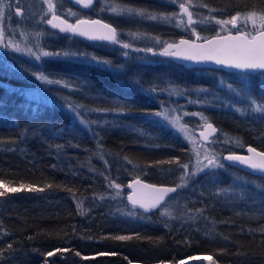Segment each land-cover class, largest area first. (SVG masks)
<instances>
[{
  "label": "trees",
  "instance_id": "16d2710c",
  "mask_svg": "<svg viewBox=\"0 0 264 264\" xmlns=\"http://www.w3.org/2000/svg\"><path fill=\"white\" fill-rule=\"evenodd\" d=\"M115 1L148 11L164 9L158 0ZM184 1L197 17L209 20H225L237 12L264 11V0ZM93 8L91 12L82 9L81 15L99 17L118 30L172 42L194 40L188 28L115 19ZM200 32L206 38L216 34L210 23ZM58 36L61 45L73 42L86 52L102 55L83 40ZM18 64L20 60L7 61L0 54V192H7L0 197V264H177L199 254L211 256L210 264H264V189H238L242 195L239 204L236 196L221 197L224 191L237 189L223 183L216 172L190 177L185 187L170 194L177 197L173 203L176 209L187 213L183 220H170L160 213L161 208L145 211L127 201L130 180L140 178L176 187L183 175L181 165L192 161L188 143L150 115L164 103L155 91L162 85L211 84L196 70L215 73L239 87L241 73L185 67L171 61H131L124 75H119L100 66L57 59L45 65V73L69 81L72 88L48 85L47 89L59 96L52 104L15 91L40 87L28 67H12ZM248 83L251 95L264 102V85L260 88L255 80ZM237 98L228 92L222 101L231 102L233 107L222 104L203 108L208 121L217 128L216 135L226 134L228 141L237 145L218 148V153H244L249 146L264 151V118L250 111L248 100ZM68 104L86 109L122 108L124 113L87 112L83 118L96 122L88 129L78 123ZM237 108L249 110L241 114ZM227 165L246 177L260 179L264 185L263 177ZM12 188L19 191H8ZM121 208L137 209L146 218L125 217ZM121 235L131 239H114ZM49 252L53 254L48 256Z\"/></svg>",
  "mask_w": 264,
  "mask_h": 264
},
{
  "label": "rangeland",
  "instance_id": "374dc122",
  "mask_svg": "<svg viewBox=\"0 0 264 264\" xmlns=\"http://www.w3.org/2000/svg\"><path fill=\"white\" fill-rule=\"evenodd\" d=\"M5 4L11 3V8H4V16L0 17V27H2L5 31V41L11 39L14 42H17L20 44L21 48L25 47H33V50H36L34 45L39 42L40 46L47 51L50 52H58V51H72V52H84L88 53L90 55H95L97 57H100L102 59H107L112 61L116 65H124V70L120 73H117L119 75L123 74L127 67V62H135L138 64L139 62H149L151 64L160 63V64H166L168 63V59L162 55H159L158 52L162 50L163 46L169 42H172L170 40L160 38L155 35H150L142 32H135V31H129V30H118V39L122 43H128L131 44L132 47L129 49H124L120 44H113L111 43L107 47H104L101 52L102 55H97L93 52L85 51L83 47H75V44L73 45V42L71 44H65L61 45L59 41V36L56 35L52 29L48 27V24L46 23L47 19L50 17V12H48V5L44 2V0H4ZM53 3L56 4V14L63 15L67 18H76L77 16H70L68 15L69 10L72 12H75L78 14V10L76 8H72V6H69L68 2L65 0H53ZM157 3V2H156ZM184 3L185 6L188 8V11L192 13V19L194 21L193 24L187 25L186 21L188 20L187 13H184L181 11L179 4ZM94 7L96 11H99L100 13L106 12L107 14L113 16L115 19L118 18H134V19H144V20H151V21H158L162 23L172 24L179 29H186L188 28L192 34L194 35V40H200L203 38H206L205 35H203L202 32H200L201 29H205L208 23L212 24L215 27V33H227L232 32L233 30H236L239 28L241 31L245 32H252L253 25L251 21H247L245 23V20L242 17L237 21L236 27L234 28L231 24L227 25H220L217 24V20H209L203 16L197 17L195 14V11L191 9L189 4H187L184 0H176V3H170L169 0H158V5H162L164 7L163 11H148L150 13H155L158 15H168L176 14L173 18L170 20H164V19H148L147 17H140V16H128V15H117L110 10L107 9V5H121L123 4L119 3L115 0H94ZM19 7L21 9L22 15L16 14V8ZM102 8L104 10H102ZM225 19V20H229ZM193 28L195 29V33L193 32ZM21 33H24L25 35H21ZM41 34L39 37L36 36V34ZM197 35L199 36V39L197 38ZM146 48H153L154 51L157 53L156 55H153L152 53H145L144 51H135V49H146ZM127 51L129 55L125 57L123 53ZM0 54L4 56L5 60L9 59H17L20 60V64L12 66L15 69H21L23 67H28L30 69V72H39L44 71L45 72V65L51 62L52 60L62 59L66 61H76V62H82L81 60H77L74 58H66V57H44L40 61H37L34 57L28 55L27 52H15L11 49H4L3 47H0ZM88 64V63H86ZM90 65L94 66H100L105 68L101 65H96L95 63H91ZM29 69H25V71H29ZM106 69V68H105ZM22 70V69H21ZM116 73V72H114ZM196 74H199L203 76V79L209 80L211 84L205 85V84H199V85H193L191 87H174L170 85H162L164 87H161V89H158L155 91L156 94L161 95L163 98L161 100L164 101L160 107L159 111H163L165 109L170 110V114L172 116H178L180 118V124L184 126V129L186 131H182L180 128L169 124L166 121H163L161 118L156 117L154 115H151L154 119L163 122L164 124L168 125L173 131L178 133L184 141H186L190 147V150L192 152V161L190 164H187L189 167L187 171L189 173H192L197 164V153H199V159L202 163H207V161L204 159L205 153L215 154L218 159L222 163L225 164V167L222 169H207L205 168L204 171L197 172L195 175L190 177H196L199 174L203 173H211L216 172L220 178L222 179V182L225 184H230L229 187L231 189H237L234 190V192L230 191H224L221 195L222 198L226 197H237L238 203H241L242 196L241 194L238 195V189L242 188H250V189H260L261 187H258L260 185H263V182H261L260 179L256 178H250L252 176H247L244 173L236 172L234 168L227 165L228 161H225L223 158L230 155V153H224L222 152L218 153V148H229L230 146L237 147L235 144H231L228 139L227 135L223 133H219L218 135H214L211 137L208 141L203 142L197 135V131L203 127V125L208 122L207 115L203 112V108L206 107H219L222 104H225V108H231L233 107L231 102H223L222 99L228 94L229 90L224 87L221 84L220 77L215 73H209L207 71H195ZM127 78V76H126ZM152 78V77H151ZM123 80V78H122ZM151 81L153 79H150ZM257 83L258 86L264 85V76H261L260 73L257 77H249L247 80L248 82L254 81ZM127 81V80H126ZM242 81V79H240ZM129 81H127V84ZM48 85H43L40 83V87L36 89H15L18 93H20L22 96L32 99V97H35L34 100H39L43 102L41 99V90L47 91L51 97H53L55 100H58L59 96L55 93H52L50 90L47 89ZM217 88H220L221 90H217ZM250 88V86H249ZM202 89H207V91H201ZM230 94L235 95L234 93L229 92ZM150 94V92H148ZM236 96V95H235ZM239 97L237 100H247L246 97L243 96H236ZM61 98V97H60ZM61 100H65L61 98ZM235 104H238L234 102ZM157 111V112H159ZM87 111L82 112L83 114H86ZM216 148V149H215ZM247 152V149H246ZM233 154V153H232ZM101 159V158H100ZM102 161V159H101ZM229 163V162H228ZM184 172V170H183ZM242 178V180L237 179ZM244 181H247L245 183ZM264 189V188H261ZM184 190H188L187 188H184ZM170 196V197H169ZM120 197V196H119ZM169 197V198H168ZM168 198V199H167ZM176 196L173 194L168 195L166 197V201L164 205H169L171 203V206H164L167 208V210L171 213V215H166L170 220H183L185 219L187 213H183L181 210H177V205H173V203L176 201ZM244 201V200H243ZM122 214L125 217L130 218H140L145 217L146 215L138 211L137 209L131 210L127 209L124 210L121 208ZM129 213H132V215H129ZM162 213V212H160ZM166 218V219H168ZM202 256L206 257L209 256L207 254H199L195 257ZM140 264V263H135Z\"/></svg>",
  "mask_w": 264,
  "mask_h": 264
},
{
  "label": "snow or ice",
  "instance_id": "6c2138e0",
  "mask_svg": "<svg viewBox=\"0 0 264 264\" xmlns=\"http://www.w3.org/2000/svg\"><path fill=\"white\" fill-rule=\"evenodd\" d=\"M48 5V12L51 13V19H47L46 23L51 25L53 28L59 29L61 32H68L72 34H77L80 36L87 37L90 40H105L113 44H120L122 48L129 49L132 47L131 44L122 43L118 39V33L116 28L112 27L110 24H104L99 20H84L77 19L75 24L69 23L68 20L62 19L61 16L56 14V4L53 3V0H44ZM170 3H176V0H169ZM190 2V0H189ZM75 3L82 5L83 8H90L93 6L94 0H75ZM207 7V5H203ZM11 8L12 4H5L4 0H0V17L4 16V8ZM179 7L182 12L187 13L188 24L191 25L194 23L192 19V13L188 11V8L184 3H180ZM107 9L117 15H128V16H140L147 17L148 19L156 20L158 18L164 20H170L176 14L163 15L160 14L159 17L155 13H150L146 9L135 8L128 5H107ZM102 10H104L102 8ZM16 14L22 15L21 9L16 8ZM68 15L77 16L78 14L69 10ZM242 17L240 12H237L236 15L232 16L229 20H217L216 23L220 25L231 24L234 28L236 27L237 21ZM215 19V17H212ZM243 19L245 23L251 21L253 25L252 34L251 32L241 31L239 28L236 29V35L229 33L226 36H220L219 33L213 39H205L204 43L198 44L195 41L181 40L179 44H167L158 54L166 57H174L181 60L191 61L193 63H206L214 62L217 65L224 66L226 68H231L237 70L242 74V82L239 87H235L232 83L221 81V84L226 87L229 92L234 93L236 96L246 97L249 102L250 111L253 114H258L260 118H264V102H258L252 95L251 89L247 85V80L249 74L259 72L261 76H264V11L252 10L243 14ZM195 33V29L193 28ZM21 35H25L21 33ZM41 34L37 33L36 36L39 37ZM5 31L0 27V47L4 49H11L15 52H27L28 55L34 57L37 61H40L44 57H66L74 58L81 60L83 63H95L96 65L104 66L107 70L120 73L124 70V65H116L112 61L107 59H102L95 55H90L84 52H72V51H58L50 52L44 50L39 42H37L34 47L36 50H33V47L21 48L20 44L9 39L5 41ZM199 39V36L197 35ZM135 51H144L145 53H152L156 55L157 53L153 48L146 49H135ZM125 57L129 55L127 51L123 53ZM32 76L35 77L43 85H63L65 88H72V84L69 81L62 79L50 78V74H46L44 71L33 72ZM155 89H153L154 91ZM201 91H207V89H202ZM264 95V93H262ZM35 99V97H32ZM41 99L44 103L55 104L56 101L53 97L49 95L47 91L41 90ZM68 110L73 114L78 123L85 128L90 129L92 124H95V121H87L83 118L82 112H101V111H116L123 114L124 109H115V110H106V109H86L84 105H67ZM39 110V106L37 107ZM237 111L244 114L249 109H240L237 108ZM156 117L161 118L163 121L168 122L171 125H174L180 128L182 131H186L184 126L180 124V118L178 116H172L170 110L165 109L163 111L151 113ZM14 123V122H13ZM207 129H210L212 132H215V128L211 123L206 125ZM200 135L204 140L208 139V136L205 132H201ZM238 142V141H237ZM249 155H237L230 154L223 159L225 161L238 162L246 166L248 169L252 170V173L255 174L259 172L261 175H264V151H258L256 148L249 146L247 148ZM198 159L196 168L192 173L187 171L188 165H181V168L184 170L181 177V183L176 187H156L155 185L143 184L139 179L135 180L132 185L129 187L133 188V191L128 195V200L135 207L139 205L140 208H143L145 211L154 208H161L162 215H171V213L164 207L163 202H165V197L169 193H175L178 188L185 187L190 176L195 175L197 172L204 171L207 169H222L225 167V164L216 157L215 154L205 153L204 159L207 163H202L199 159V153H197ZM127 159V158H125ZM171 163V161H169ZM231 166V165H230ZM242 180V178H237ZM247 183V181H244ZM136 185L140 186V190H137ZM117 189L120 188V185H115ZM258 187L264 188V185ZM33 191H42V189H32ZM8 191L16 192L19 191L17 188L9 189ZM7 192H0V197L5 196ZM132 215V213H129ZM116 240H128L131 239L130 236H116ZM11 248V245H8ZM53 253H47L48 256H51ZM114 255V253H113ZM199 259V258H198ZM205 260H212L211 256L203 257ZM165 264V262H161ZM170 264V262H169ZM177 264H186L185 261H179ZM215 264V262H213Z\"/></svg>",
  "mask_w": 264,
  "mask_h": 264
},
{
  "label": "water",
  "instance_id": "95a60500",
  "mask_svg": "<svg viewBox=\"0 0 264 264\" xmlns=\"http://www.w3.org/2000/svg\"><path fill=\"white\" fill-rule=\"evenodd\" d=\"M69 1H71L73 4H75V5H77V6L82 7V5H79V4L75 3V0H69ZM58 16H59V15H58ZM61 18L64 19L62 16H61ZM49 19H51V16L49 17ZM80 19H84V20H99V21H101V22L104 23V24H110V25H112L111 23H109V22H107V21H104V20H102V19H100V18H96V17H95V18H80ZM68 22H69V21H68ZM69 23H71V22H69ZM75 23H76V21H74L72 24H75ZM48 26H49V28H51V29H53V30H56L57 32H59V33L62 34V35L72 36V37L79 38V39H82V40H85V41H91V42H107V43H110L109 41L99 40V39H97V40H90V39H88L87 37L80 36V35H77V34H72V33H68V32H61V31H59V29L53 28V27H52L51 25H49V24H48ZM112 27H114V26L112 25ZM114 28H115V27H114ZM229 33H231L232 35H236V34H237V33H233V32H229ZM229 33H223V34H219V35H220V36H226V35H228ZM253 34H254V33H253ZM216 36H217V35H212V36H209V37L204 38V39H200V40H192V41H195L196 43L201 44V43H204V42H205V39H213V38H215ZM180 41H181V40H179V41H177V42H174V43H168V44H179ZM166 46H167V44L164 45L163 48L166 47ZM163 48H162V49H163ZM165 57H166V56H165ZM166 58H168L169 60H171L172 62H174V63H176V64L183 65V66H185V67L205 66V67H208V68H221V69L227 70V71H229V72L239 73V72H238L237 70H235V69L226 68V67H224V66L217 65V64H215L214 62H206V63H200V64H197V63H193V62H191V61L181 60V59L174 58V57H166ZM256 73H258V72H256ZM208 123H211V122H207V123H205V124L203 125V127L197 131V135L199 136V138H200L202 141H207V140H208L210 137H212V136L216 133V131H217L216 127H215L212 123H211V124H212V126L215 128L216 131H215V132H212L210 129H207V128H206V125H207ZM201 132H205V134L208 136V139H207V140H204V138L200 135ZM257 150H258V149H257ZM258 151H261V150H258ZM236 154H237V155H249L248 152H247V153H236ZM229 163L232 164V165H234V166H236L237 168H239V169H241V170L247 172V173L253 174V173H252V170L248 169L246 166H244V165H242V164H239L238 162H232V161H229ZM253 175L261 176V177L264 178V175H261L259 172H256V173L253 174ZM137 179H139L140 181H142L143 184H147V185H155L156 187H174V186L164 185V184H154V183H151V182H148V181L142 180V179H140V178H134V179L130 180V181L128 182V184H127V188H128V190H129V192H128V194H127V201H128V203H129L130 205H132V204H131V202L128 200V195L133 191V188H132V187H129V185H132L133 182H134L135 180H137ZM135 187L137 188V190H140V186H139V185H136ZM170 194H171V193H169L168 195H170ZM165 199H166V197H165ZM136 207H139V205H136ZM139 208H140V207H139ZM141 209H143V208H141ZM143 210H144V209H143ZM150 210H152V209H150ZM150 210H148V211H150ZM198 258H199V259H198ZM184 261L186 262V264H191V263L210 264V262H211V260H205V259H203L202 256H198V257L191 258V259H186V260H184Z\"/></svg>",
  "mask_w": 264,
  "mask_h": 264
},
{
  "label": "flooded vegetation",
  "instance_id": "af4514ba",
  "mask_svg": "<svg viewBox=\"0 0 264 264\" xmlns=\"http://www.w3.org/2000/svg\"><path fill=\"white\" fill-rule=\"evenodd\" d=\"M66 2H68V4H69V6H72V8L74 9V8H76V10H78V15H77V17L76 18H67V17H64L63 15H60V14H57V15H59V16H62L64 19H66V20H68L69 22H71V23H73L74 21H76L77 19H80V18H95V17H93V16H82L81 15V10L82 9H87L88 10V12H91L92 11V9H94L93 8V6H94V4H93V6H91L90 8H83V7H80V6H77V5H75V4H73L71 1H69V0H65ZM149 11H152V10H149ZM50 16H51V14H50ZM96 18H99V17H96ZM49 19V18H48ZM101 19V18H100ZM103 20V19H102ZM142 20H144V19H142ZM105 21V20H104ZM147 21H151V20H147ZM108 22V21H107ZM151 22H153V21H151ZM110 23V22H109ZM112 24V23H111ZM186 24L188 25V20L186 21ZM113 26H114V24H112ZM49 27V26H48ZM115 28H116V26H114ZM51 29V28H50ZM116 30H117V33H118V29L116 28ZM52 31L56 34V35H58V34H60L59 32H57L56 30H53L52 29ZM227 33H229V32H227ZM234 33V32H233ZM220 34H223V33H220ZM215 35H217V34H215ZM64 36H67V35H64ZM69 37H71L72 38V36H69ZM73 38H75V37H73ZM77 39H79V38H77ZM204 39V38H203ZM80 40H82V39H80ZM83 41H85V40H83ZM87 44H89V46H90V48H94V49H96V50H98L99 52H101L102 50H103V48L104 47H107L108 45H110L111 44V42L110 43H107V42H91V41H85ZM174 42H177V41H174ZM174 42H169V43H174ZM168 44V43H167ZM166 45V44H165ZM160 52V51H159ZM158 52V53H159ZM165 57V56H164ZM168 59V58H167ZM168 61H171V60H169L168 59ZM172 62V61H171ZM194 67V66H193ZM203 67H205V66H203ZM229 72V71H228ZM199 85V84H198ZM208 122H210V121H208ZM207 123V122H206ZM215 126V125H214ZM216 127V126H215ZM217 129V128H216ZM216 133H217V131H216ZM216 133L214 134V135H216ZM213 135V136H214ZM212 136V137H213ZM199 137V136H198ZM211 138V137H210ZM209 138V139H210ZM208 139V140H209ZM207 140V141H208ZM203 142H206V141H203ZM244 153H247L246 151L244 152ZM234 154H236V153H234ZM229 162V161H228ZM234 166V165H233Z\"/></svg>",
  "mask_w": 264,
  "mask_h": 264
}]
</instances>
